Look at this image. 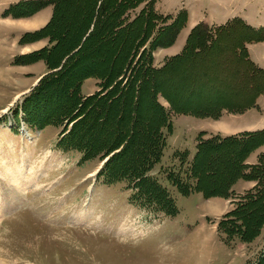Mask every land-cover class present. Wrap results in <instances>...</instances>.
<instances>
[{
  "label": "rangeland",
  "instance_id": "obj_1",
  "mask_svg": "<svg viewBox=\"0 0 264 264\" xmlns=\"http://www.w3.org/2000/svg\"><path fill=\"white\" fill-rule=\"evenodd\" d=\"M35 1L0 0V264H255L264 252V226L252 240L242 241L237 236L224 239L220 223L231 217L229 212L242 195L257 186L254 178L243 176L232 180L227 193L220 186L226 172L238 163V146L206 150L198 162V168L207 176L202 186L205 188V183L210 182L212 189L218 184L220 194L181 195L162 172L177 170L188 175L191 168L187 165L196 151L199 133L201 139H208L259 130L251 123L254 117L263 116L259 108L257 113L253 110L248 113L250 107L240 111L222 109L217 117L170 110L172 132L167 136L160 161L151 163L147 173L158 176L173 196L177 211L172 215L139 204L133 199L138 197L133 194L134 187L126 181L106 183L103 177L97 178L96 172L122 148L114 161L116 169L136 167L145 160V152L156 140L155 130L149 128L159 117L154 103L168 106L157 92L158 87L181 106H189L188 99L197 97L199 91L202 96L207 95L208 92L202 91L206 87L212 89L211 96L217 93L216 97H205L211 103L219 100L240 103L249 99L254 88L264 83V76L248 77L249 69L234 58L232 45L240 35L226 32L219 47L185 56L166 74L145 76L147 87L141 100L130 99L126 104L125 98H121L122 85L126 83L124 75L111 80L106 88L100 86L99 77L104 69L113 70L119 64V40L111 38L112 41L103 43L89 39L94 29L90 26L87 37H79V47L62 57L65 42L72 41L79 32L80 21L90 6L84 0H72L71 4L62 5L61 17L45 28L53 19L54 4L43 0L45 4L41 6ZM138 1L129 10L130 16L146 6L162 17L169 15L167 23H171L180 12L186 11L187 18L180 35L177 32L176 44L173 45L174 38L170 44L152 49L151 65L155 67L162 66L174 51L184 48L191 28L199 22L211 29L236 18L246 23H264V0ZM32 31L38 35L29 34ZM54 33L59 34L60 45L51 56L58 54L61 59L51 67L47 57H52L47 49L56 42ZM66 62L70 63L69 68H63ZM86 62L87 70L81 67ZM181 76L182 84L174 82ZM46 77L51 83L43 81ZM115 82L119 88L113 99L109 98L112 107L95 103L91 113L95 118L85 116L82 111L85 106L79 104L92 95L102 98ZM40 84L42 92L65 86L58 96L37 103L41 105L37 113L56 116L59 123L39 129L26 127L30 138L20 126L17 131L11 129L8 119L20 100ZM74 92L78 93V100L74 99ZM260 104L264 108L263 96ZM73 113L77 114L72 118ZM68 122L69 126L78 122L76 139L82 132V142L99 144L101 148L112 145L113 149L106 154L99 150L85 159L83 152L60 146L63 127ZM177 150L188 152L182 166V156H173ZM263 151L264 144L254 148L242 162L257 164Z\"/></svg>",
  "mask_w": 264,
  "mask_h": 264
},
{
  "label": "trees",
  "instance_id": "obj_2",
  "mask_svg": "<svg viewBox=\"0 0 264 264\" xmlns=\"http://www.w3.org/2000/svg\"><path fill=\"white\" fill-rule=\"evenodd\" d=\"M71 1L72 0H50V3L54 4V16L45 28L51 26L54 19L61 17L60 11L62 5L65 6L71 4ZM84 1L90 6L89 12H87V14H85V16L81 19V28L76 36L73 37L72 41L65 42V47L61 52L62 57L64 54L71 52L72 49L79 47L78 43L81 37L84 38L86 36V31L90 28V26H92L94 29L91 36H89V39L95 38L96 40H99L103 43L109 42L111 38H113V40H119V64H117L113 70H110L107 67L108 71L104 69L101 73H99V77L101 78L100 86H105L106 88L111 80H114L116 77H118V75H124L125 79L123 82H126L124 85H127H122L124 90L121 91L123 92V97L121 98H125L127 102H124L126 104H129L128 102L130 99L132 102H138L141 100L143 89L147 87V75L154 76L156 74H166L169 71H172L173 64L175 66L176 62L183 59L185 56H196L197 54H203L210 48L219 47L218 44L220 39L225 36L224 33L229 31H233L240 35L238 42L232 45V53L234 58L238 59L240 62L242 61V63H244L249 69L250 73L247 74V76H251L252 79L259 75L264 76V69L255 67L253 62L248 58L247 50L244 45L245 42L263 40L264 27L253 28L240 18L228 20L225 23L218 25L215 29H211L203 22H199L191 28L182 51L169 57V60L166 61L162 66L155 67L151 65L152 49L158 46H166L173 41L177 35V32L186 21V11L183 10L174 18V20H172L171 23H167V19L170 18L169 15L162 17L161 14L155 13L151 8L148 9L146 6L141 9L138 14L130 16L129 10L137 5L139 2L138 0ZM35 4L42 6L45 3L43 0H36ZM29 34L36 36L38 35V32L32 31ZM54 34L52 35V38L55 37ZM59 37L60 36L57 33L55 39L56 42L48 47L47 50L49 57L51 56L53 50L60 45ZM136 50H138V52ZM135 54L136 58H133ZM60 59L61 55L58 54H55L51 59L47 57L49 62L48 65L54 67V63ZM16 61L17 60L15 58L14 62ZM88 64L89 63L86 62L82 64L81 67H86L87 70ZM69 67L70 63L67 62L63 66V68ZM90 71L92 72V69H90ZM182 79H184V77H178L174 79V82H181ZM43 81L46 83L49 81L51 83L49 77H46ZM215 81L213 83L218 84ZM174 82L173 85L176 84H174ZM116 83L117 82H115V84ZM179 84H182V82ZM40 86L41 84L38 86L39 88L37 87L33 92L29 93L23 98L21 109L25 114V119L31 125H36L39 127H44L45 125L53 123L58 124L59 121L58 118H55L56 116L52 117L51 114L41 115V113H37V108L41 106H38L37 103L40 102L41 99H45L43 102L46 103L50 96H58L59 93L64 92L65 86L51 87L50 91L48 92L47 90L42 92ZM156 87H158V85ZM117 88H119L118 84L112 86L109 91L107 90L105 92L103 95L104 98H101L100 95L97 97L92 95L83 100V102L79 105L84 104L83 106H85V108H83L82 111H85V116L89 118L92 117L91 113L93 112V105H95V103L99 104V106L106 105L108 108L112 107L111 100H109V98L111 97V99H113V93H115ZM202 91H206L208 94H204L202 96L199 94L201 91H199L196 94L197 97L188 99L190 102L189 106H181L174 101L172 96L166 92H163V90L158 87L157 92L163 95L168 106L166 108L159 102L154 103V106H156L155 110L159 117L157 118V121L155 120L156 122L151 127L149 126V128H151V130H155L156 140L154 141V146L149 147L147 152H145V160L143 162H138V166L136 167L130 168L123 166L121 168L119 167V169H116L114 167V161L118 158L119 154L123 152L122 148L118 153H113L107 159L100 169L97 177H103L106 183L124 180L129 183V186L134 187L133 194H137L138 197H134L133 199L139 201V204L143 206H152L167 215L174 214L177 211V208L173 196L160 182L158 176L147 173L151 163L160 161L163 154L162 150L166 145L167 136L172 132L173 125L170 117V110L178 113H190L199 117H217L222 109H228L232 111L238 109L240 111L254 105L257 95L261 92H264V83L258 92L250 95L249 99L240 103H230L220 100L211 103L210 101L206 100L205 97H216L215 95L217 93L211 96L210 94L212 89L207 87ZM151 92L154 94V89H152ZM119 93L120 91H118V94ZM77 94L78 93L74 92V99L76 98V100H78ZM91 97H93L92 102H90ZM199 100L201 102L197 103ZM78 106L75 109V112L77 113L79 112L78 109L80 108V106ZM77 113H73L72 118L75 117ZM128 117L129 115L127 114L126 118ZM92 118L94 119L95 117L93 116ZM77 124L78 122H74L73 125L69 126L70 122H68V124L64 125V135L59 141L60 146L83 152L85 159L92 156L99 150H104V153L106 154L111 151V149H113V147H111L112 145H106L107 148H101L99 144L94 146L82 142L81 138L84 136V133L82 132H79L78 134L80 139H76L77 130L75 127ZM197 138L198 141L196 143V151L192 156L190 163L187 165L189 168H191V170H188V175H185L184 173L182 175L180 172H177V170H169L168 172H162L165 175V179L172 186L176 187L178 193L181 195H188L193 192H200L203 194V196L217 194L219 192L221 193L222 191L219 190L218 184L214 185L213 188L215 189H210L213 185L210 182H204L205 188L202 186V182L207 176L204 175L203 171L198 168V162L203 156V152L206 150L219 151L228 146H238V163H236L234 168L231 167V170L226 172V178L222 183H220V186L221 188L223 187L222 189L224 193H227L232 180H234L237 176H243L245 179L254 178V180L257 181V186L254 190L245 192L240 200L236 203L235 208L229 212L231 213V217L228 219H222L220 223L223 225L221 227L223 228L222 230L224 231L223 233L226 237L224 239L231 240L237 236L242 241L252 240L254 236L259 234L264 226V151L258 155L257 164L253 166L246 165L242 161L254 148L264 144V128L252 132L242 133L240 135H226L222 137L215 135L208 139H201V133H199ZM173 156H182L180 159V165L182 166L181 163L186 160L188 152L187 150H177L174 152ZM243 168L245 170H243ZM216 188L218 189L216 190ZM255 264H264V252L260 253V256L255 261Z\"/></svg>",
  "mask_w": 264,
  "mask_h": 264
},
{
  "label": "crops",
  "instance_id": "obj_3",
  "mask_svg": "<svg viewBox=\"0 0 264 264\" xmlns=\"http://www.w3.org/2000/svg\"><path fill=\"white\" fill-rule=\"evenodd\" d=\"M247 24H249L253 28H257V27L259 28V26H264V23L261 24V23H258V22H247ZM180 31H179V35H180ZM177 37H178V34H177L176 38ZM176 38H175V41L173 42V45L176 44V40L178 39V38L177 39ZM244 45H245L246 50H247L248 58L253 62L255 67L264 69V39L263 40H259V41L245 42ZM181 51L182 50L180 48V50L174 51V53H172V55H176L178 52H181ZM259 76H261V75H259ZM262 85L263 84H261V86ZM261 86H256V88H254L252 94H255L256 92H258L260 90ZM262 96L264 97V92H261V93H259L257 95V97L255 99V102H254V105L252 106V108L250 107L248 113L251 112L252 110H253V113H255L258 108L260 109V112H264V108L260 104ZM262 115L263 116L254 117L253 118L254 120H252L253 122L251 121V123H254V126H253L254 129H262V128H264V123H263L264 122V113ZM257 123H260L261 125L260 126H255Z\"/></svg>",
  "mask_w": 264,
  "mask_h": 264
}]
</instances>
